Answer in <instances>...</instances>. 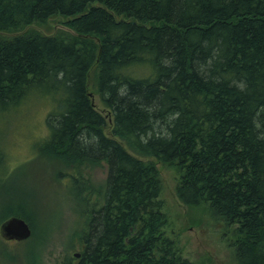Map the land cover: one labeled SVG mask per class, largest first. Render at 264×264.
<instances>
[{"label":"trees","instance_id":"16d2710c","mask_svg":"<svg viewBox=\"0 0 264 264\" xmlns=\"http://www.w3.org/2000/svg\"><path fill=\"white\" fill-rule=\"evenodd\" d=\"M53 17L62 27L39 30ZM34 106L36 157L80 199L66 246L79 257L60 264H197L165 233L158 162L181 203L234 226L237 264H264V0H0V199L9 123ZM103 164L99 185L81 171ZM18 193L0 224L21 217L36 237L40 212Z\"/></svg>","mask_w":264,"mask_h":264},{"label":"rangeland","instance_id":"374dc122","mask_svg":"<svg viewBox=\"0 0 264 264\" xmlns=\"http://www.w3.org/2000/svg\"><path fill=\"white\" fill-rule=\"evenodd\" d=\"M61 20L60 17H53L45 26L38 28L51 33L62 27ZM92 100L95 107L105 114L106 109L96 94H93ZM35 103L39 104L38 101ZM24 109L18 114H22ZM46 112L47 108L34 106L26 110V116L18 119L16 125L13 121L9 123L8 145H5L11 160L9 171L12 181L8 187H13L5 191H19L18 196L24 193L26 202L40 213L35 214L38 236L32 238L30 234L19 241L2 239L0 264H60L66 251L79 257L76 244L70 246V250H66V246L71 243V229L77 225L80 199L73 197L63 183L56 181V177L52 179L50 176L60 164L49 163L52 159L48 157H36L38 140L47 133L44 123ZM105 131L109 134L108 129ZM156 166L162 179L160 198L167 217L165 233L176 242L182 256L197 264H237L232 244L234 235L230 231L234 226L212 217L206 204L189 207L181 203L174 192V169L159 162ZM33 169L40 170L37 176L33 175ZM81 171L95 185L102 184L106 177L104 164L94 168L85 166ZM6 193L1 195L0 200L10 202ZM96 199L100 198L93 193L90 201L96 203Z\"/></svg>","mask_w":264,"mask_h":264},{"label":"water","instance_id":"95a60500","mask_svg":"<svg viewBox=\"0 0 264 264\" xmlns=\"http://www.w3.org/2000/svg\"><path fill=\"white\" fill-rule=\"evenodd\" d=\"M30 234L31 229L28 223L18 216H11L0 224V235L5 239L19 241L26 239Z\"/></svg>","mask_w":264,"mask_h":264},{"label":"bare ground","instance_id":"6f19581e","mask_svg":"<svg viewBox=\"0 0 264 264\" xmlns=\"http://www.w3.org/2000/svg\"><path fill=\"white\" fill-rule=\"evenodd\" d=\"M84 199V198H83ZM86 208V207H85Z\"/></svg>","mask_w":264,"mask_h":264}]
</instances>
